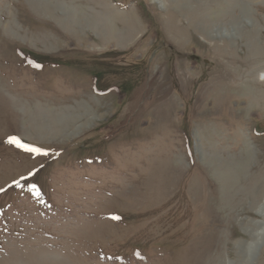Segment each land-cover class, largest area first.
Instances as JSON below:
<instances>
[{"label":"rangeland","instance_id":"374dc122","mask_svg":"<svg viewBox=\"0 0 264 264\" xmlns=\"http://www.w3.org/2000/svg\"><path fill=\"white\" fill-rule=\"evenodd\" d=\"M198 1L0 0V264H242L264 226V29L208 40L203 19L240 8ZM236 1L264 28V0Z\"/></svg>","mask_w":264,"mask_h":264},{"label":"bare ground","instance_id":"6f19581e","mask_svg":"<svg viewBox=\"0 0 264 264\" xmlns=\"http://www.w3.org/2000/svg\"><path fill=\"white\" fill-rule=\"evenodd\" d=\"M153 1L158 3L166 11H170V9H172L174 7L180 11H185V12L187 11V13H188V11L191 12V10H193V12H194L200 8L204 9V11L206 10V4H204V2H199L198 0L195 1L196 6H199L197 8H196V6H193V5L191 6V4H190L191 2L193 3L194 0H153ZM206 1H208V3H209V0H206ZM213 2H215V4H217L219 6L218 9H219L220 15H221V12H228V11H231L233 9H239V8H240V14L236 15L237 19L233 20V24H230V26H228V24H227V26H225V27L219 26L221 28H217V27H214L212 29L209 28L207 23H209L210 20L209 19L205 20V18H204L203 23H204L205 27L199 28V30L200 29L203 30V31L201 30V33L206 39H208V40L210 39V40L214 41V40H216L217 37H220L222 40L229 38L230 41L235 42V40L238 38L242 39V32L245 31L248 26L253 27L252 31L259 33V34L264 29V28H260L254 22V20L251 18V14L253 13L251 4L246 5V6L237 5L236 0H214ZM61 8L64 10L63 13L65 15H70L71 17H74V19L78 15L77 13H75L74 8H68L64 5H62ZM194 8H196V9H194ZM184 15H186V14L184 13ZM104 17H105V20L102 22H108L106 16H104ZM216 17H220V16L217 15ZM189 18L190 17H188V14H187V19L189 20ZM238 19L240 21L239 26L237 25ZM218 23H221V20H218ZM218 23H217V25H218ZM219 25H221V24H219ZM250 36H251V34H250ZM248 43H249V48H252L255 46L254 48L257 47L259 49L260 48L264 49L263 45L260 47L258 41L254 42L251 39V37H248ZM260 79L264 80V72H263L262 76L260 77ZM60 119H62V117L61 118L58 117L57 120H54L50 123H52V124L59 123L61 121ZM45 132H46V130H45ZM256 212H258L262 216V218L264 219V202H263L262 206L261 205L259 206V208L256 210ZM261 224L264 225V220L261 222ZM261 224H257V226H261ZM247 233L249 234L250 237H252L253 242L250 244L239 246L241 248V250L239 249L238 251H241L240 255L243 258L242 264H248L249 262L250 263L254 262L253 260L255 258L256 253L258 252V249H261V247L263 246V243H264V226L259 228V230L256 233H253V232L250 233L249 231ZM238 260H240V259H238Z\"/></svg>","mask_w":264,"mask_h":264},{"label":"snow or ice","instance_id":"6c2138e0","mask_svg":"<svg viewBox=\"0 0 264 264\" xmlns=\"http://www.w3.org/2000/svg\"><path fill=\"white\" fill-rule=\"evenodd\" d=\"M9 142H10V143L17 144L18 146H21V147H26V150H28V151H32V152H40V149H38V148H28L27 146L22 145V144L20 143V141H19L18 139H16L15 137L10 138V141H9ZM117 218H118V217H117Z\"/></svg>","mask_w":264,"mask_h":264},{"label":"flooded vegetation","instance_id":"af4514ba","mask_svg":"<svg viewBox=\"0 0 264 264\" xmlns=\"http://www.w3.org/2000/svg\"><path fill=\"white\" fill-rule=\"evenodd\" d=\"M197 61H198V60H197ZM197 61H196V62H197Z\"/></svg>","mask_w":264,"mask_h":264}]
</instances>
